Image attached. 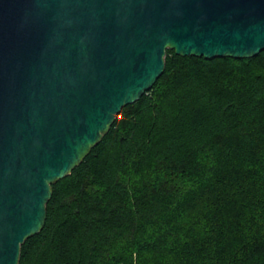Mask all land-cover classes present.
Wrapping results in <instances>:
<instances>
[{
	"label": "trees",
	"instance_id": "trees-1",
	"mask_svg": "<svg viewBox=\"0 0 264 264\" xmlns=\"http://www.w3.org/2000/svg\"><path fill=\"white\" fill-rule=\"evenodd\" d=\"M18 264H264V50L165 68L70 174Z\"/></svg>",
	"mask_w": 264,
	"mask_h": 264
},
{
	"label": "water",
	"instance_id": "water-1",
	"mask_svg": "<svg viewBox=\"0 0 264 264\" xmlns=\"http://www.w3.org/2000/svg\"><path fill=\"white\" fill-rule=\"evenodd\" d=\"M166 49L256 56L264 0H0V264H18L52 185L153 86Z\"/></svg>",
	"mask_w": 264,
	"mask_h": 264
}]
</instances>
